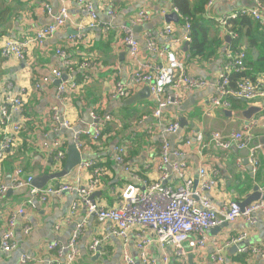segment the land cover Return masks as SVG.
Wrapping results in <instances>:
<instances>
[{"label": "crops", "instance_id": "1", "mask_svg": "<svg viewBox=\"0 0 264 264\" xmlns=\"http://www.w3.org/2000/svg\"><path fill=\"white\" fill-rule=\"evenodd\" d=\"M1 1L6 3L5 0ZM79 1L8 0L16 15L7 25L6 38L21 40L33 36L38 28L53 23L63 8L68 10L69 20L51 39L34 46L25 62L18 59L3 60L0 56V104L5 91L10 88L15 92L25 91L27 94L24 109L26 131L21 134L20 147L14 151V155L10 153L18 146L5 154L0 182L10 186L18 166L22 167L25 177L31 176L33 179L51 174L54 168L50 165L54 163L40 150L41 143L64 138L68 152L70 145L74 143L75 132L90 131L94 123L104 124L110 116L114 121L107 125L109 134H104L98 143L83 136L86 149L82 156L85 161L95 164L94 168L81 173L76 168L72 175L52 181L44 188L62 184L87 186L94 169L100 168V185L92 200L102 207L115 208L128 183L124 164L118 165L114 160L116 147H125L126 165L153 181L157 177L163 141L168 140L173 147H178L183 144L184 139L191 137L194 140L191 147H186L185 160L195 179L200 168L205 167L210 173H217L218 186L212 194L215 206L242 203L254 193L255 187L263 189L264 144L259 142L249 148V151L258 148L259 160V167L249 171L243 160L250 159V154L245 158L241 153L243 150H238L236 146L224 150L213 141L214 134L229 137L233 133L242 132L245 136H253L254 141L264 136V125H259V120L264 119V107L261 112L252 114V119L248 120L241 115V111H248L246 104L249 101L242 102L241 99L231 98L228 106H215L212 102L220 68L226 59L227 50L231 49L228 45L240 40V37L234 39L217 20L225 14L254 8L255 0H216L210 7L207 4L203 23L209 26V45L215 48L218 44L216 56L193 57L189 43L188 47L185 46L187 43L182 44L177 55L190 75L206 80L209 85L185 93L180 106L165 111L162 127L154 117L156 102L147 91L146 97L141 98L138 103H127L128 99L143 94L146 87L137 88L127 98L119 101L111 99V93L116 83L130 82V72L137 69L138 65L159 67L168 64L165 57L149 49L148 42L153 37L159 51H162L168 41L161 36V32L168 24L174 25L175 37L183 35L185 28L180 24L181 15L178 10L174 11L172 0H152L146 4L141 0H88L93 3L97 13L94 27L90 26L92 18ZM46 6L51 11L46 10ZM111 6L114 7V15H109ZM143 8L149 10L151 19L142 26L132 25V21ZM172 14L177 15L179 23L166 21V17ZM128 30L132 31L140 45V53L136 59L130 58L125 42ZM262 34L264 35L259 31L258 35ZM250 36L241 37L237 49H246L248 55L243 73L253 80L264 77V73L259 72V66L255 64L264 55V40L260 44L262 50L250 49ZM59 50L66 52V68L65 59L58 54ZM67 62L73 67L71 71L67 69ZM54 69L63 73L62 80L59 81L77 83L76 91L66 93V103H60L58 99L57 88L61 83L58 85V80L52 76ZM45 78H50L49 83H42L40 92L36 84ZM53 108L58 109L62 119L72 123V130H53ZM91 113L97 115L98 122L93 121ZM181 119H184L183 123L180 122ZM174 121L180 124L179 131L173 135L164 134L165 126ZM253 122L256 127L248 131L247 125ZM197 134H202L205 138L206 147L203 149L195 138ZM24 135L25 140L22 138ZM249 165L252 166L251 163ZM178 184L175 179L167 181L169 186ZM32 186L34 187L33 184ZM10 191L0 194V242L3 233L8 230V218L17 216L21 210L25 213L17 217L18 248L12 253H5L0 247V264H22L24 256L32 259L28 264H48L56 259V252L51 251L49 246L54 242L66 245L78 224L84 226L77 264H123L124 245L112 234L113 225L100 223L85 207H81L71 218L72 204L78 199L76 193L64 192L43 203L36 197L32 198L27 189ZM24 226L31 227L30 234L22 235ZM213 230L215 231L208 233L206 247L196 250L192 261L189 260V255L184 261L173 255L171 264H221L216 257H222L225 264H264V212L258 214L255 224L250 225L239 219ZM242 234H246V240L238 245L233 244ZM96 239L103 244V250L98 257L89 250ZM244 248L246 251H242ZM129 251L136 260L139 258V252L131 245ZM148 252L155 259L162 254L157 242Z\"/></svg>", "mask_w": 264, "mask_h": 264}, {"label": "built area", "instance_id": "2", "mask_svg": "<svg viewBox=\"0 0 264 264\" xmlns=\"http://www.w3.org/2000/svg\"><path fill=\"white\" fill-rule=\"evenodd\" d=\"M148 3L152 0H141ZM216 0H210L208 7L212 6ZM84 5L88 15L92 18L91 27L95 26L97 20L96 9L92 2L80 0ZM256 7L252 9H242L235 13L225 14L217 21L225 31H228L234 39H238V34L232 31V22L244 16H252L258 23L264 27V13L260 0H255ZM109 11V15H114V7ZM177 12V9L174 8ZM46 10H50L46 6ZM166 15V13H164ZM151 19V14L147 8H143L132 21L134 26H142ZM69 20V13L66 8L54 18L53 23L40 27L33 36H28L21 40L2 38L0 40V52L4 60L18 59L26 61L29 51L47 40L51 39ZM191 25L187 24L181 37H175V28L173 24H168L161 32V36L167 39L168 44L162 51H159L155 39L150 38L148 42L149 49L165 57L168 64L166 66L153 67L146 64L138 65L137 69L130 72L129 83H116L111 93V99L119 101L127 98L131 92L140 87H148L150 94L156 102L154 117L160 127L163 126V115L166 110L177 108L181 105L183 95L190 91L203 89L209 85L206 80L199 79L190 75L179 59L177 50L184 43L191 41ZM129 49V56L136 59L140 53V45L134 37L131 30L127 31L125 38ZM58 54L65 59L66 52L58 51ZM246 49H228L226 59L220 68L218 78L215 83V96L212 102L215 106L222 104L228 106L231 98L244 99L252 101L257 98H264V79L253 83L246 79L237 83L236 87L231 86V77L233 74H241L246 69L247 59ZM68 64V62H67ZM71 71L73 67L67 65ZM52 76L57 80H62L63 73L54 69ZM49 79H44L36 84V88L41 92L42 83H49ZM77 83L61 82L57 88L58 99L60 103H66V93L77 90ZM27 94L15 92L12 88L5 91L3 102L0 104V174L2 160L8 151L19 146L21 143L20 134L24 129L26 122L24 116V106L26 104ZM53 130L59 132L63 129L72 130V123L65 118H61L57 108H53ZM94 122L98 121L95 113H91ZM114 121L110 116L106 118L104 124L94 123L90 131L75 132L73 142L82 153L86 145L82 141V136L90 137L94 143H98L104 137V131L108 123ZM256 127L255 122L248 124L246 129L249 131ZM180 129L177 121L165 126L164 134L173 135ZM106 136V135H105ZM200 148H205V138L202 134L195 136ZM253 136H245L242 132H236L229 137L221 134H214L213 141L221 149L230 150L236 146L238 150L248 149ZM191 137L184 139L183 144L173 147L168 140H164L160 152V164L157 169V177L150 181L139 173L133 171L131 167L125 164L124 155L126 149L123 146L115 148L114 160L118 165L124 166V173L128 177V183L122 193L117 207L105 208L92 200L93 194L100 185L101 169L95 168L92 177L87 186L62 184L57 187L36 188L32 186L33 177H25L22 167L15 169L13 180L10 186L0 182V194L4 195L10 190H29L32 198H38L46 203L50 197L60 196L64 192L76 193L78 199L72 204L71 218H73L81 207H85L87 212L95 216L102 224L113 225L112 234L119 238L124 245L123 264H171L172 256L180 260H186L187 256L193 254L198 249H204L208 243V233L225 223H235L243 219L252 225L257 222L259 213L264 212V188L260 189L262 198L250 206L242 209L237 202L229 203L222 207L215 206L212 194L218 186V176L216 172L210 173L205 167L198 171L197 179L191 175L189 164L185 160L186 147L192 146ZM41 151L48 156L55 164L52 173L61 171L67 158L66 139L58 138L54 142L40 144ZM258 148L250 150V163L254 169L259 167L257 156ZM95 164L83 160L77 167L79 172L94 168ZM175 179L179 182L177 186L167 185V181ZM24 210L8 218V230H6L0 242V247L5 253L14 252L19 245L17 240L16 226L18 215H23ZM83 224L76 225L73 234L66 245L60 242H54L49 249L56 252V259L48 264H77L80 251L79 242L83 231ZM57 228H60L59 226ZM31 232L30 226H24L22 235H28ZM246 240V234H242L233 241L238 245ZM157 242L161 248L162 254L158 259L150 256L148 250ZM130 245L139 252V258L136 260L130 254ZM102 241L94 240L89 250L97 253L102 249ZM67 251V252H66ZM246 251V249H242ZM221 263H224L222 257H216ZM32 261L30 257L24 256L22 264H28Z\"/></svg>", "mask_w": 264, "mask_h": 264}, {"label": "trees", "instance_id": "3", "mask_svg": "<svg viewBox=\"0 0 264 264\" xmlns=\"http://www.w3.org/2000/svg\"><path fill=\"white\" fill-rule=\"evenodd\" d=\"M5 1L6 3L4 4L0 0V40L4 36L6 37L7 25L11 22V20L16 15L14 11V7H12L10 3H8V0H5ZM209 1L210 0H172L174 4L173 5L174 8H176L179 11V14L181 15L180 24L182 26L184 25V28L186 27L187 24H190L192 27L191 28V41L189 43V46H190L189 48H190V53L193 57H196V56H207L208 57L211 55L216 56V52H217L216 47H218V44L215 48L209 45L210 41L208 40V32H207V29L209 28V26L203 23L204 14L206 13V7ZM260 2H261L263 13H264V0H260ZM232 31L238 34V36L240 37V40L233 41L230 45H228V48L230 47L231 49L237 50V46H239V43L241 42V37L244 38L246 35H251L248 40L250 49L259 48L260 50H262V45L260 44L264 40V37H263L264 35L263 34L258 35V33L259 31H262L264 33V27L260 23H258L252 16L250 15L244 16V17L237 19L236 21H233ZM0 56H1V52H0ZM255 64L259 66L258 71L261 73H264V55H262L259 61L256 62ZM263 78L257 77L251 80L253 82H257ZM246 79H249V78L244 73L233 74L231 77V80H232L231 86L235 88L238 82L246 80ZM236 103H241V102L236 101ZM236 103L234 104L237 105ZM24 109H25V106H24ZM25 131L26 129L24 128L21 134L23 135ZM21 134H20V138H21ZM104 134L105 135L109 134V129H106L104 131ZM84 137H88V136H84ZM22 138H24L25 140L26 135H24ZM83 140L84 139L82 136V141ZM19 147L20 146L12 150L11 151L12 153L10 154L14 155V151H16ZM54 166L55 164L52 166L50 165V167L52 168H54Z\"/></svg>", "mask_w": 264, "mask_h": 264}, {"label": "water", "instance_id": "4", "mask_svg": "<svg viewBox=\"0 0 264 264\" xmlns=\"http://www.w3.org/2000/svg\"><path fill=\"white\" fill-rule=\"evenodd\" d=\"M256 7V3L254 8ZM166 21L167 22H177L179 23V19L177 17L176 14H172L168 17H166ZM186 47H188V43L185 45ZM66 78V76H64V79ZM61 83V81H57V84L59 85ZM146 91L150 94V90L148 87H146V89H144L143 94H139L136 95L130 99H128L127 103H129L130 105L136 104L140 101L141 98H145L146 97ZM242 102H245L244 99H241ZM247 105V110L248 111H241L242 114L245 118H247L248 120L252 119V114L254 113H258L262 111V107H264V98H260V99H255L252 101H249V103L246 104ZM251 106V107H250ZM256 106V107H255ZM253 107V108H252ZM255 107V108H254ZM249 112V115H248ZM98 122V121H96ZM180 122H184V119H181ZM259 125L262 126L264 125V119H260L259 120ZM181 127L184 128V126L181 124ZM255 138H253L250 142V145L248 147V149H245L243 151H241L242 155L247 158L248 155L250 154L249 148L251 146H256L258 145V143L260 142L261 144H264V136L261 137L258 141H254ZM235 148V149H234ZM233 149L236 150V147H234ZM252 148V147H251ZM84 160V157L82 156V153L79 151V149L77 148V146L75 145V143H72L69 147V150L67 152V158L65 161V164L63 166V169L61 171L55 172V173H51L49 175H44L42 177H36L33 181V185L36 188H44L46 185H48L50 182L55 181V180H61V179H65L66 177L72 175L75 171V169L81 164V162ZM244 165L248 166V170L249 171H253V167L249 165L250 163V159H245L243 160ZM254 193L252 195H250L244 202L239 203L242 209H245L246 207L250 206L251 204L260 201L262 198V194L260 192L259 187H255L254 188ZM11 192V191H10ZM77 195V194H76ZM215 230H212V232ZM234 249H238L237 247H234ZM67 252V251H66ZM100 249L97 250V257L100 256ZM194 258L193 254L189 255V260L192 261V259ZM137 264H140L139 262Z\"/></svg>", "mask_w": 264, "mask_h": 264}]
</instances>
